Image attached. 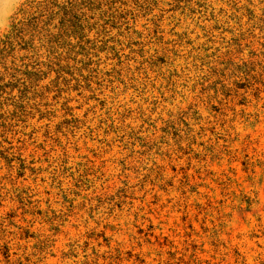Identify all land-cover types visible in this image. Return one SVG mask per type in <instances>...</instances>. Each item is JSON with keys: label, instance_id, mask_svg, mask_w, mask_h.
<instances>
[{"label": "rangeland", "instance_id": "obj_1", "mask_svg": "<svg viewBox=\"0 0 264 264\" xmlns=\"http://www.w3.org/2000/svg\"><path fill=\"white\" fill-rule=\"evenodd\" d=\"M36 57L0 87V264H264V0H126Z\"/></svg>", "mask_w": 264, "mask_h": 264}, {"label": "trees", "instance_id": "obj_2", "mask_svg": "<svg viewBox=\"0 0 264 264\" xmlns=\"http://www.w3.org/2000/svg\"><path fill=\"white\" fill-rule=\"evenodd\" d=\"M123 1L126 0L29 1L22 10L23 18L0 39V87L7 78L15 79L22 67H31L27 64L42 50L51 55L67 41L84 37L95 21L111 17L116 5Z\"/></svg>", "mask_w": 264, "mask_h": 264}]
</instances>
